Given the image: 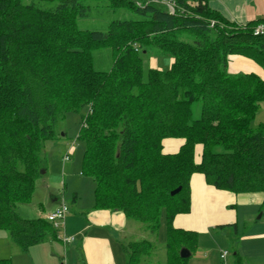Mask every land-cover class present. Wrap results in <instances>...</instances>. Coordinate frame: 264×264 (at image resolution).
Wrapping results in <instances>:
<instances>
[{
	"label": "trees",
	"instance_id": "trees-1",
	"mask_svg": "<svg viewBox=\"0 0 264 264\" xmlns=\"http://www.w3.org/2000/svg\"><path fill=\"white\" fill-rule=\"evenodd\" d=\"M148 1L0 0V230L23 252L58 235L48 219L20 216L17 204L32 199L48 169L45 144L57 138V122L84 108L78 139L94 206L155 235L164 220L167 264H187L181 249L198 248L196 232L173 225L191 209L194 173L221 190L264 193V123L251 126L264 77L228 70L229 57L240 55L264 72V37L253 34L260 21L239 25L210 0H172L174 13ZM91 18L100 25L79 26ZM154 52L167 69L150 66L144 56ZM166 138L184 142L166 153ZM231 225L238 235L236 223L220 227ZM153 247L122 245L128 264ZM233 262L245 264L238 249Z\"/></svg>",
	"mask_w": 264,
	"mask_h": 264
},
{
	"label": "crops",
	"instance_id": "crops-1",
	"mask_svg": "<svg viewBox=\"0 0 264 264\" xmlns=\"http://www.w3.org/2000/svg\"><path fill=\"white\" fill-rule=\"evenodd\" d=\"M210 6L226 19L239 25L258 21L264 23V0H210ZM230 57L233 59H230L229 62L234 60L235 66L251 65L249 61L252 60L244 56L232 55ZM155 62L157 64L158 60L156 59ZM252 67L256 68L254 65ZM247 72L251 71L248 70ZM257 73L264 77L262 69ZM183 142L184 140L180 138H166L163 141L164 151L166 153L177 152ZM201 155L202 147L198 145L196 148L197 162H200ZM47 172L48 169L40 178L44 180ZM63 201L66 202L64 196L63 198H54L49 210H45L44 206L41 205L42 213L38 214L36 218H46ZM263 202V192L237 194L228 190H221L209 185L202 173H194L191 177V209L187 213L177 214L173 220V225L176 228L196 232L199 246L202 237L214 232L215 228L220 225L236 223L239 232V222L242 215L248 216L249 220H252V214L239 213V207L243 205L248 208L254 206L257 212L262 211L254 226L259 225V232L255 231L249 234V236L244 237V240L245 238H264ZM73 203H77V195L74 196ZM91 205L88 208L75 209L72 214L69 213L64 224L58 229L57 237L47 235L43 242L30 247L26 252L14 244L6 230H0V259H10L11 264H128L122 245L126 243L128 235H132L134 231L141 229V225L133 223L132 219L127 218L120 211L98 209L94 206L95 201ZM68 207L70 212V206L68 205ZM246 222L243 220L242 224L244 225ZM64 233L74 236L75 239L64 242L61 238ZM221 254L222 252L220 253L222 258ZM244 255L241 254L245 259V264H258L256 260L249 263L247 261L249 254Z\"/></svg>",
	"mask_w": 264,
	"mask_h": 264
},
{
	"label": "rangeland",
	"instance_id": "rangeland-1",
	"mask_svg": "<svg viewBox=\"0 0 264 264\" xmlns=\"http://www.w3.org/2000/svg\"><path fill=\"white\" fill-rule=\"evenodd\" d=\"M133 1H138L140 5H142L143 1L149 2L148 0ZM100 21L97 18L84 21L79 20V26L84 28L87 26V23H92L94 27H97L100 25ZM214 22L213 20L212 24ZM161 56L163 54L154 52L144 57H147L151 67L167 69L168 63ZM156 59L158 60L157 64L155 62ZM230 59L233 58L229 57ZM249 63L251 65L243 64V67H240L235 66L233 60L229 62L228 70L230 73H245L248 70L261 71L260 67L254 64V62L249 61ZM252 65L256 68L254 69ZM200 107L201 105L199 103L194 106L196 115L199 114ZM87 111L88 109L84 108L81 112H68L57 122V138L49 140L45 144L46 156L48 157L47 176H45L44 180L40 178L37 181L32 199L29 202L17 204V213L23 218H36L38 214L42 213L41 205L44 206L45 210H49L53 199L56 197L63 198L64 196V199L70 206V212L67 215L69 213L72 214V211L80 207L88 208L95 201V183L92 177L81 173L85 143L78 139V133L82 126V116ZM262 123H264V101L261 103L251 126L256 128ZM68 153L71 159L64 163L63 158ZM76 195L77 203L75 204L73 203V199ZM239 209V213H251L252 220H249L248 216L245 217L242 215V219L239 222L238 235L235 234V227L232 225L228 227H216L214 232L202 237L197 250L187 259V264H232L235 249H238L243 255L249 254L247 257L249 263L255 262L256 260L258 264H264V238L255 237L245 238L244 240V237L249 236V234L255 231L259 232V225L254 226L256 219H258L262 211L257 212L254 206L248 208L245 205L240 206ZM243 220L247 221L244 225L242 224ZM133 223L141 225V229L134 231L132 235H128L125 242L149 240L154 244L152 252L144 256L139 264H167L166 228L164 220H162L158 235L150 232L141 222L133 220ZM60 245L64 246L63 244ZM224 250L228 254L225 258H221L220 253ZM258 254L260 256H257Z\"/></svg>",
	"mask_w": 264,
	"mask_h": 264
},
{
	"label": "built area",
	"instance_id": "built-area-1",
	"mask_svg": "<svg viewBox=\"0 0 264 264\" xmlns=\"http://www.w3.org/2000/svg\"><path fill=\"white\" fill-rule=\"evenodd\" d=\"M155 1L166 4L171 13L175 12V3L172 0H155ZM253 34L258 37H264V23L257 24L253 29ZM69 160H70V155L68 153L64 156L63 161L64 163H66ZM68 212H69L68 204L63 201L58 208H56L54 211L50 212L47 215L46 219L51 221L54 227L60 229L61 226L64 224ZM61 238L64 242H70L75 239L74 236L66 235L65 233L61 235ZM227 254H228L227 251H223L221 254L222 258H225Z\"/></svg>",
	"mask_w": 264,
	"mask_h": 264
},
{
	"label": "water",
	"instance_id": "water-1",
	"mask_svg": "<svg viewBox=\"0 0 264 264\" xmlns=\"http://www.w3.org/2000/svg\"><path fill=\"white\" fill-rule=\"evenodd\" d=\"M179 191H180V187L175 189L174 191H172V194H175V193H177ZM191 254L192 253H191V251L189 249H187V248H182L181 249L180 255H181L182 258H189L191 256Z\"/></svg>",
	"mask_w": 264,
	"mask_h": 264
}]
</instances>
